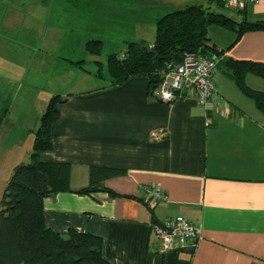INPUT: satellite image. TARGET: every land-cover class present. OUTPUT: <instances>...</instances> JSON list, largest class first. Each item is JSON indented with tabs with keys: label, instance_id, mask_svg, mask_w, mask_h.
I'll return each instance as SVG.
<instances>
[{
	"label": "crops",
	"instance_id": "0c3cea01",
	"mask_svg": "<svg viewBox=\"0 0 264 264\" xmlns=\"http://www.w3.org/2000/svg\"><path fill=\"white\" fill-rule=\"evenodd\" d=\"M191 4L220 7L214 0H0V37L10 40L0 46V110L10 101L0 129V203L59 94L53 149L40 158L69 162L73 191L44 199L47 226L101 237L108 264H264V111L254 99L220 68L207 110L194 96L156 100L144 77L114 85L86 67H98L101 55L88 52L87 41L122 55L129 42H148L163 14ZM237 12V21L264 20V0ZM216 30L210 37L225 57L264 63V31L235 41L234 31L219 40ZM246 82L264 92V78L248 74ZM92 166L117 171L92 192H76L91 185ZM147 185L161 187L167 200L148 204ZM176 216L201 226L202 238L162 254L152 226Z\"/></svg>",
	"mask_w": 264,
	"mask_h": 264
},
{
	"label": "trees",
	"instance_id": "16d2710c",
	"mask_svg": "<svg viewBox=\"0 0 264 264\" xmlns=\"http://www.w3.org/2000/svg\"><path fill=\"white\" fill-rule=\"evenodd\" d=\"M214 1L217 6L226 7L223 0ZM214 24L234 31L235 41L246 32L264 31V20L244 18L237 21L201 4L178 8L158 19L154 42L131 41L127 44L126 53L108 55L107 68L113 84L122 85L130 78L144 77L149 82L152 95L162 82L161 74L168 63H180L188 54L222 57L219 68L225 69L237 87L264 111V92L251 88L246 82L248 74L264 78V63L225 57L226 49H219L210 37L209 28ZM86 50L99 55L103 42L89 40ZM83 62L81 60L77 64ZM64 100L59 94L50 98L35 132L30 157L14 169L2 195L0 264H108L103 256L101 237L76 229L63 235L47 226L45 221L44 199L59 192L73 191L71 164L40 158L42 151L53 149L52 127L60 116L57 104ZM9 113L8 100L0 110V129ZM116 171L114 167L92 166L91 185L76 192H92L102 178Z\"/></svg>",
	"mask_w": 264,
	"mask_h": 264
},
{
	"label": "built area",
	"instance_id": "2783aa9c",
	"mask_svg": "<svg viewBox=\"0 0 264 264\" xmlns=\"http://www.w3.org/2000/svg\"><path fill=\"white\" fill-rule=\"evenodd\" d=\"M226 7L245 10L249 4L260 0H223ZM222 57H204L188 54L180 63H168L162 72V82L152 96L164 103H173L179 98L194 96L200 105L210 109L215 89V77L219 73ZM147 203L167 200L166 192L159 186L147 185ZM159 242L157 251L164 254L178 246L196 244L202 238V227L183 217H167L152 226Z\"/></svg>",
	"mask_w": 264,
	"mask_h": 264
},
{
	"label": "rangeland",
	"instance_id": "374dc122",
	"mask_svg": "<svg viewBox=\"0 0 264 264\" xmlns=\"http://www.w3.org/2000/svg\"><path fill=\"white\" fill-rule=\"evenodd\" d=\"M218 7V6H216ZM218 12H223L225 14H227L228 16L230 17H234V18H237V19H240V17L242 16V14L238 13L237 10H234V9H230V8H227V7H218L216 9ZM214 29H217L216 31H218V38L219 40H222L223 38H226V35L227 33H233L231 32V30H226L225 28L219 26V25H211L210 28H209V34L211 32V35L214 36L216 38V33L214 31ZM1 31H4L3 33L4 34H8L10 33V31H8L7 29H5L4 27L1 28ZM1 34V33H0ZM155 33H152V35L149 37V40L148 42L152 43L154 42L155 40ZM0 39L2 40L0 42V46H3V45H6L5 43H10V40L7 39V38H1ZM60 51H58L56 53V57L59 58L61 55V53H59ZM108 49L107 48H104L102 50V53L100 56L97 57V59L99 60L98 62V67H96L94 64H90L89 62L87 63V68L91 69V70H94L96 68H99L101 71H102V76L105 78V82H110L111 80V77H110V74H109V71H108V68H107V57L110 53H108ZM82 55L81 58H86L89 59V53L88 52H84L83 49H82ZM31 58V56H29ZM95 63V62H94ZM59 73V71H58Z\"/></svg>",
	"mask_w": 264,
	"mask_h": 264
}]
</instances>
